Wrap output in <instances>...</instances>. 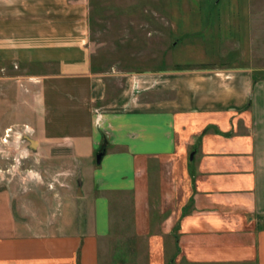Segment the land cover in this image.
<instances>
[{
	"label": "crops",
	"instance_id": "0c3cea01",
	"mask_svg": "<svg viewBox=\"0 0 264 264\" xmlns=\"http://www.w3.org/2000/svg\"><path fill=\"white\" fill-rule=\"evenodd\" d=\"M88 4L0 0V66L55 64L58 78L86 83L90 108L88 131L68 139L87 169L73 195L87 211L35 233L0 190V264H99L119 197L137 213L146 264H264V78L198 62L126 74L114 91L92 71Z\"/></svg>",
	"mask_w": 264,
	"mask_h": 264
},
{
	"label": "rangeland",
	"instance_id": "374dc122",
	"mask_svg": "<svg viewBox=\"0 0 264 264\" xmlns=\"http://www.w3.org/2000/svg\"><path fill=\"white\" fill-rule=\"evenodd\" d=\"M88 6L92 71L114 91L126 74L204 67L198 62L264 78V0H89ZM0 74L19 77L0 83L8 113L0 118L6 127L0 129V190L19 199L23 206H13L14 213L27 228L61 231L89 207L73 196L78 171L83 180L87 169L68 140L88 131L86 83L58 78L55 64H7ZM46 75L55 78L42 80ZM126 201L119 197L109 206L110 235L99 264H146V240Z\"/></svg>",
	"mask_w": 264,
	"mask_h": 264
},
{
	"label": "water",
	"instance_id": "95a60500",
	"mask_svg": "<svg viewBox=\"0 0 264 264\" xmlns=\"http://www.w3.org/2000/svg\"><path fill=\"white\" fill-rule=\"evenodd\" d=\"M31 144H32V147H33V148L36 146V142H34V141H32ZM100 159H101V154L98 155L97 158H96V162H97L98 164L100 163ZM76 195H77L78 197L81 196V193H80V189H79V188H78V190H77V192H76Z\"/></svg>",
	"mask_w": 264,
	"mask_h": 264
}]
</instances>
